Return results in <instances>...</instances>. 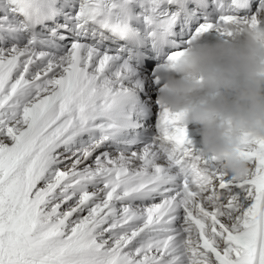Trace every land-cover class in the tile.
I'll return each mask as SVG.
<instances>
[{"label":"snow or ice","instance_id":"obj_1","mask_svg":"<svg viewBox=\"0 0 264 264\" xmlns=\"http://www.w3.org/2000/svg\"><path fill=\"white\" fill-rule=\"evenodd\" d=\"M253 26L264 0H0V264H264V138L230 172L146 59Z\"/></svg>","mask_w":264,"mask_h":264},{"label":"clouds","instance_id":"obj_2","mask_svg":"<svg viewBox=\"0 0 264 264\" xmlns=\"http://www.w3.org/2000/svg\"><path fill=\"white\" fill-rule=\"evenodd\" d=\"M160 104L200 125L205 153L221 157L238 177L249 165L241 154L244 133L264 138V27L232 39L195 38L176 60L159 64ZM190 183L202 190L199 177Z\"/></svg>","mask_w":264,"mask_h":264},{"label":"rangeland","instance_id":"obj_3","mask_svg":"<svg viewBox=\"0 0 264 264\" xmlns=\"http://www.w3.org/2000/svg\"><path fill=\"white\" fill-rule=\"evenodd\" d=\"M88 163H92V160L90 159V160L88 161ZM65 166H67V165H65Z\"/></svg>","mask_w":264,"mask_h":264}]
</instances>
